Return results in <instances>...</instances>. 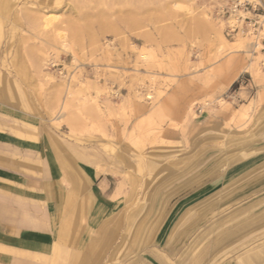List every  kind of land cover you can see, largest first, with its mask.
Here are the masks:
<instances>
[{
	"label": "rangeland",
	"instance_id": "obj_1",
	"mask_svg": "<svg viewBox=\"0 0 264 264\" xmlns=\"http://www.w3.org/2000/svg\"><path fill=\"white\" fill-rule=\"evenodd\" d=\"M2 3L0 132L61 147L67 194L79 157L122 183L80 210L63 264H264V47L230 34L228 0Z\"/></svg>",
	"mask_w": 264,
	"mask_h": 264
},
{
	"label": "crops",
	"instance_id": "obj_2",
	"mask_svg": "<svg viewBox=\"0 0 264 264\" xmlns=\"http://www.w3.org/2000/svg\"><path fill=\"white\" fill-rule=\"evenodd\" d=\"M16 135L21 138L0 132V264H48L45 262L47 256L49 259L52 256V264H61V261L63 264L62 246L70 238L71 227L77 223L78 215L82 217L84 213L81 211L87 210L93 201L99 206L96 208L101 207L100 211L112 208L116 205L111 198L114 191L108 193L106 177L96 179L89 174L88 166H93V161L79 157L80 164L72 165L75 175L69 177L67 194L55 167L56 157L61 159V147L49 151L39 130L28 138L18 132ZM117 159L121 167L127 163L123 155H117ZM112 172L117 177L123 174L121 171ZM77 173L79 177L84 174L87 178L81 180ZM118 183H121L119 179ZM78 194L85 198L75 203L76 214L71 219L68 204L70 200L72 202V196ZM67 216L71 223L66 227L63 220ZM73 261L70 259L67 264H74Z\"/></svg>",
	"mask_w": 264,
	"mask_h": 264
},
{
	"label": "built area",
	"instance_id": "obj_3",
	"mask_svg": "<svg viewBox=\"0 0 264 264\" xmlns=\"http://www.w3.org/2000/svg\"><path fill=\"white\" fill-rule=\"evenodd\" d=\"M221 12L232 20L230 34L249 35L253 46L259 44L264 47V8L259 2L228 0Z\"/></svg>",
	"mask_w": 264,
	"mask_h": 264
},
{
	"label": "bare ground",
	"instance_id": "obj_4",
	"mask_svg": "<svg viewBox=\"0 0 264 264\" xmlns=\"http://www.w3.org/2000/svg\"><path fill=\"white\" fill-rule=\"evenodd\" d=\"M6 2H8V0H3V3H2V5H5L6 4ZM8 16V12H6V11H4V12H1L0 13V39H1V36H2V24H1V19H5V17H7ZM47 17V16H46ZM52 18V17H51ZM52 20H56L54 17L52 18ZM50 18H45L44 19V25L45 26H47L48 25V23H50V21H52ZM28 21V20H27ZM231 24V23H230ZM232 25V24H231ZM45 29V28H44ZM47 29V28H46ZM57 35H60L61 36V34H57ZM242 34H240V36H241ZM63 36V35H62ZM59 37V36H58ZM244 37H245V35H244ZM244 37H240V40H237L238 41V44L239 45H241V47L243 46H245V40L246 39H251V37L249 36V35H246V37L244 38ZM60 39V38H59ZM223 40V39H222ZM251 46H252V48L254 47V49L255 50H257V48L260 46L259 44H257V46H253L252 44H251ZM64 49V48H63ZM239 50V49H238ZM2 59V58H1ZM5 59V58H4ZM249 67L251 68V65H249ZM255 67V66H254ZM252 70H254V69H252ZM256 70H254V72H255ZM232 83V80H230L229 82H228V84L227 85H230ZM15 90V89H14ZM58 93V92H57ZM73 126V125H72ZM119 161V160H118ZM106 171V170H105ZM110 171V170H109ZM108 171V172H109ZM101 172V171H100ZM104 173V172H103ZM115 173V172H114ZM117 175V174H116ZM122 190V183H118V185L116 186V188H115V190H114V194H113V197H117L118 195H119V193H120V191ZM121 253V252H120ZM119 256V255H118ZM83 261H84V259L82 260V261H80V262H82L83 263ZM87 261V260H86ZM85 262V261H84ZM86 263V262H85Z\"/></svg>",
	"mask_w": 264,
	"mask_h": 264
}]
</instances>
